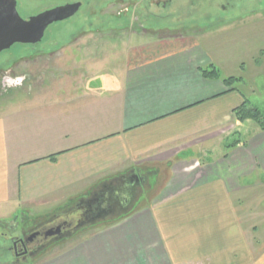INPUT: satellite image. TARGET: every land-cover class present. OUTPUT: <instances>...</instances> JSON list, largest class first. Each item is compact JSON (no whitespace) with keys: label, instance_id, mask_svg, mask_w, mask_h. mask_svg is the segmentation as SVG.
<instances>
[{"label":"crops","instance_id":"obj_1","mask_svg":"<svg viewBox=\"0 0 264 264\" xmlns=\"http://www.w3.org/2000/svg\"><path fill=\"white\" fill-rule=\"evenodd\" d=\"M143 23H112L108 36L98 26L20 59L12 87L4 78L0 215L76 222L28 264H264V130L233 114L247 100L264 116V55L230 62L205 29L146 34L141 47L131 37ZM210 64L221 78L202 75ZM133 175L138 197L83 216L80 204Z\"/></svg>","mask_w":264,"mask_h":264},{"label":"flooded vegetation","instance_id":"obj_2","mask_svg":"<svg viewBox=\"0 0 264 264\" xmlns=\"http://www.w3.org/2000/svg\"><path fill=\"white\" fill-rule=\"evenodd\" d=\"M163 0H0V16L3 26H8L13 21L12 6L14 5L20 18L28 20L31 16L37 15L48 9L58 6L77 4L76 12L67 19L54 22L53 24H63L73 18L75 15L87 12V16L94 19H85L84 23L97 22L100 12H110L114 14L126 13L130 15V21L136 22L140 27L141 19L147 20L152 28L146 33L143 28L137 29L135 34H150L154 38L163 36V27H160V13L154 14L151 7L164 8L166 5ZM238 5L223 4L221 9L234 7ZM99 13V14H98ZM140 14V15H139ZM145 17V18H144ZM150 17V18H149ZM143 20V21H144ZM115 22L116 21H111ZM92 24V23H91ZM100 25V24H99ZM44 30L41 38L42 42L46 37L47 29ZM145 32V33H144ZM39 42V43H40ZM16 42L8 48L0 51V92L7 79L12 87L16 84L13 79L19 60L23 59L27 64L38 49V44ZM7 72V74H4ZM6 86V85H5ZM141 176H131L123 185L114 189H110L106 193L95 194L90 200L80 204L84 209L83 216L88 218L92 215L104 213L114 207H124L129 201L138 197L141 193V185H143ZM76 222L73 219L65 218L59 221H48L41 223L28 224L24 220H14L8 223L0 222V264H24L29 261L30 257L37 255L45 250L53 239L67 235L75 227Z\"/></svg>","mask_w":264,"mask_h":264},{"label":"rangeland","instance_id":"obj_3","mask_svg":"<svg viewBox=\"0 0 264 264\" xmlns=\"http://www.w3.org/2000/svg\"><path fill=\"white\" fill-rule=\"evenodd\" d=\"M162 2L166 5L164 8H150L154 14L158 10L157 13L161 15L159 24L164 28V39L161 40H172L179 33H186L187 30L201 33L205 29L210 31V36L204 39L202 38L201 41H208L210 43V50L214 54H216V50L220 53L221 46L224 50H228V54H225L227 56L224 57L231 56L228 60H231L230 62H233L235 56L236 58L242 57L246 59L244 62L248 64L251 62L249 61L251 60L250 57L256 55L257 52L264 55V0H163ZM223 4L238 6L221 9V5ZM86 14L87 12L83 14L80 13L68 19L69 21L66 23L49 26L46 33L47 38L38 44V49H42L41 51H49L50 48L54 50L61 46V42L68 40V38L71 39L82 35L91 36L93 34H98L99 31H102V33L99 34L108 36L111 33V27L109 26L115 23L111 21L122 23V25L128 20L130 21V15L126 16V13L114 14L105 11L100 12V25L96 24L97 22H91L92 24L84 23L85 19H94L93 17L89 18ZM140 19L141 21L144 20L142 18ZM147 20L150 19H145L143 25H153L149 22L147 23ZM98 26L104 27H101L99 30ZM190 26L195 27L188 28ZM113 34L115 35V32H113ZM120 35L121 33H118V36ZM132 35L131 39L135 41V44L139 43L141 47H145V44L150 45L147 42V38L143 35ZM180 39L184 38L180 37ZM48 40L58 43L53 42L52 44H45L44 42ZM149 41L151 40L149 39ZM158 41H160V39ZM213 42L218 43V45ZM224 43H227V45H224ZM158 45L161 46V42H159ZM26 67H28V65H26ZM253 71L255 70H249L250 81L260 90L262 86L258 84V81L253 80V76H250ZM4 74H7V72ZM14 79L16 80L15 83L20 81L18 77H14ZM27 80L28 78H25L23 82L26 83ZM254 99L259 101L258 98ZM71 206L73 205H70V207ZM261 206L264 207V200ZM21 209V207H18L15 211L11 210L5 216L0 215V222L8 223L13 221V219L18 221L23 220L21 216L23 212ZM37 212L38 211H31V213L27 215V220L24 221L29 225L32 223L48 222L57 214L52 213L48 215V217H45V214H47L46 211L40 210L39 213ZM255 223L260 227V233L264 235V221H262V219L255 220ZM42 255L41 253L38 254V256L44 257V254ZM36 257L37 255L30 257L29 261L24 264L32 263L33 258Z\"/></svg>","mask_w":264,"mask_h":264},{"label":"water","instance_id":"obj_4","mask_svg":"<svg viewBox=\"0 0 264 264\" xmlns=\"http://www.w3.org/2000/svg\"><path fill=\"white\" fill-rule=\"evenodd\" d=\"M77 7V4L58 6L23 20L13 5L11 10L14 18L8 26L2 25L0 16V51L16 42L39 43L47 26L69 18L76 12Z\"/></svg>","mask_w":264,"mask_h":264},{"label":"trees","instance_id":"obj_5","mask_svg":"<svg viewBox=\"0 0 264 264\" xmlns=\"http://www.w3.org/2000/svg\"><path fill=\"white\" fill-rule=\"evenodd\" d=\"M201 73L204 77L207 78H214V79L221 78L219 69L212 64L208 65L205 68H202ZM239 78L240 77H232V76L226 78L222 77V80L224 83L228 85H232ZM233 114L236 122L241 123L247 120H251L257 123L258 126L264 130V116L262 112L258 108L248 103L247 100H244V102L240 106L234 108Z\"/></svg>","mask_w":264,"mask_h":264}]
</instances>
